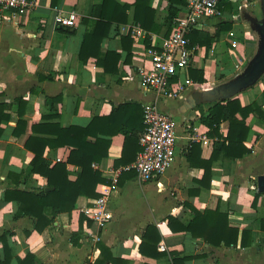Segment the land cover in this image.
<instances>
[{"label": "crops", "instance_id": "obj_1", "mask_svg": "<svg viewBox=\"0 0 264 264\" xmlns=\"http://www.w3.org/2000/svg\"><path fill=\"white\" fill-rule=\"evenodd\" d=\"M135 1L112 0L116 6L128 7L125 22L120 9L107 10L112 18L121 17L111 24L100 45L101 60L105 54L113 55L106 64L108 73L97 66L93 57L85 64L79 59L84 37L95 27L94 11L103 0H58L55 7H51V0H34V7L24 16L0 11V104L9 106L2 112L9 117L8 121L0 123V236L7 234L10 264H17L16 260L27 254L36 258V264H93L100 255L98 243L107 247L121 264H172V254L188 257L183 264H264V234L260 231L264 193H258L257 186L258 177L264 176V123L253 115L248 117L250 131L243 145L250 154L238 160L220 156L210 168L209 182L198 183L204 170L196 167L199 160L208 161L216 144L221 142L210 138L209 129L201 123V118L219 102L210 101L207 96L245 69L247 49L254 44L245 30L237 32L241 22L235 19L237 12L222 19L235 22L232 30L223 33L209 49L197 45L192 54L188 74L190 68L202 71L205 83H193L180 98L158 103V109L177 124L172 168L152 182H138L133 176L117 186L108 201L113 218L106 228L99 229L87 222L80 210H74L69 215H57L51 226L38 233L34 231V220L16 217L17 202L4 201L7 190L39 194L50 189L43 178L31 172L33 154L26 150L25 144L30 137L53 139L46 131L52 126L86 128L94 121L91 125L94 136L88 138V143L93 145L95 137L108 141L107 156L92 164L107 181L97 186L98 195L103 186L111 184L113 172L134 163L140 147L138 138L143 132L142 106L154 99L142 88L138 71L150 68L144 52L159 47L167 37L168 10L179 3V0H143L136 11ZM72 12L78 16L74 28L55 24L58 13ZM136 14L148 30L135 22ZM218 21H210L202 32L212 35L213 24ZM134 31L138 33L135 41ZM231 39L238 43L234 49ZM263 90L264 75L230 99H238L242 107L257 103L264 109ZM18 100L22 103L18 104ZM33 126L45 133L32 131ZM227 132L228 124L221 123L222 139ZM198 135L205 140H193ZM192 145L199 150V156L191 160L195 165L188 161ZM70 151L69 147L46 148L43 157L53 166L65 163ZM67 170L70 181L80 172L72 165ZM257 194L260 196L255 200ZM84 204V198H79L76 207ZM189 207L200 213L218 210L226 214L230 227L251 233L250 247L240 248L237 244L213 248L188 233L172 231L169 217L183 226L194 219ZM148 226L156 227L161 236L158 258L144 257L138 251ZM160 244L165 252L159 250ZM3 250L0 242V256Z\"/></svg>", "mask_w": 264, "mask_h": 264}, {"label": "trees", "instance_id": "obj_2", "mask_svg": "<svg viewBox=\"0 0 264 264\" xmlns=\"http://www.w3.org/2000/svg\"><path fill=\"white\" fill-rule=\"evenodd\" d=\"M57 2L58 0H51V7H55ZM141 2L143 0L135 1L136 11L139 9ZM178 2L176 7L170 6L168 10L167 36L171 30L173 21L180 15L185 6L184 0H179ZM108 9H116L118 11L120 9L119 13L121 17H124L123 22H125V13L128 7L116 6L112 0H103L102 5L96 8L93 14L96 18L95 27L90 34L84 37L79 51V59L82 63L85 64L89 58L93 57L97 61V66L106 73L110 72L107 70V61L113 55L105 54L101 60L100 45L108 36L111 24L115 21L119 22L120 20L118 19L121 18L115 19L109 16L107 13ZM221 10L227 18H230L236 12L228 0L222 1ZM134 20L143 29H149L145 25L144 20L139 18L137 14ZM233 24L231 21L223 20L216 22L213 24L214 33L212 35L202 31H192L188 35L190 47H196L198 45L209 49V46L218 40L223 33H227L233 29ZM126 58V62H128L130 60L129 53H127ZM116 59L118 58L116 57ZM188 76L192 83H205L202 71L190 68ZM262 96L264 100V90ZM17 102L18 104L22 103L21 100ZM8 107L6 104H0V123L8 121L9 117L2 115V112ZM250 115H253L264 123V109L257 103L242 107L238 99H227L213 105L208 110L207 116L201 118V123L209 129L208 136L210 138H217L221 142L216 144V149L208 161L199 160L196 165V167L204 170L203 177L198 182L200 185L210 181V168L213 162L220 156H223L226 160H238L250 154V150L246 149L243 145L250 131L246 123ZM93 122L86 128L75 126L61 128L59 126H52L46 131L48 135L53 136V139L30 137L27 140L25 148L33 154V159L30 163L31 172L43 178L46 181V187L51 190L42 191L39 194L20 191L18 189L12 191L7 190L4 194V201L17 202L19 208L16 217L27 216L34 220V231L42 233L46 228L51 226L57 215H69L74 210L87 208L90 206V200L92 201L100 197L96 193V188L100 184L107 183V181L103 179L100 172L92 168V164L99 163L107 156L109 144L108 141H103L98 137H95L93 145L88 143V138L94 136L91 132ZM223 122L228 124V132L222 139L219 134V126ZM143 129L144 126L142 124V131ZM32 131H42L45 133L44 130H38L35 126L32 127ZM63 147L71 148L67 161L50 166L43 157L45 149H58ZM101 147L102 150H99ZM140 150L141 148L139 147L138 151ZM195 155L199 156V150L197 145H192L188 155V161L191 165H195L191 161ZM68 165L80 169L74 181L68 179ZM133 176L134 172L121 173L118 186H122L124 182L130 180ZM259 196L260 194H257L255 200ZM79 198H84L85 204L81 207H76ZM189 208L194 215V219L187 226L181 225L175 218L169 217L167 219L172 231L188 233L192 238L202 239L204 243L213 248H218L222 245L225 247H236L237 244H239L240 248L250 247L251 233L248 231L239 232L237 229L230 227L226 214H220L218 210L200 213L191 207ZM260 231L264 234V218L260 220ZM160 240L161 236L158 229L154 226H148L141 236V243L138 248L140 255L147 258H158L160 254L157 253V245ZM0 242L2 243V248H4V254L0 256V264H10L11 255L9 253L7 234L0 236ZM73 244L77 245L75 242ZM97 248L100 251V255L93 264H121L112 257L110 250L103 244L98 243ZM172 255L174 256L172 264H183L189 260L188 257L181 258L175 254ZM16 261L17 264H36V258L32 254H27L23 259H17Z\"/></svg>", "mask_w": 264, "mask_h": 264}, {"label": "built area", "instance_id": "obj_3", "mask_svg": "<svg viewBox=\"0 0 264 264\" xmlns=\"http://www.w3.org/2000/svg\"><path fill=\"white\" fill-rule=\"evenodd\" d=\"M222 1L184 0V8L173 21L162 44L145 50L150 68L139 69L138 79L142 88L152 94L154 99L142 106L144 129L139 136L141 150L134 163L113 172L111 184L103 186L98 199L92 200L89 207L80 210L85 220L99 229L106 228L112 221L108 201L118 186L121 173L134 172L135 180L147 183L159 179L172 168L176 156L177 124L158 109V103L178 99L193 86L187 72L192 54L197 48L190 47L188 35L192 31L204 30L210 21L226 19L221 10ZM228 1L237 12L235 19L238 20L244 10H249L258 3V0ZM34 5V0H0V11L24 16ZM77 18L74 12L68 15L58 13L54 22L58 27L74 28ZM135 33L136 31L132 33L134 41L138 34ZM230 37L233 38L232 33ZM230 45L234 49L238 43L231 39ZM193 140L202 142L205 137L198 135ZM159 250L165 252L163 244L159 245Z\"/></svg>", "mask_w": 264, "mask_h": 264}, {"label": "water", "instance_id": "obj_4", "mask_svg": "<svg viewBox=\"0 0 264 264\" xmlns=\"http://www.w3.org/2000/svg\"><path fill=\"white\" fill-rule=\"evenodd\" d=\"M262 3V13L264 15V0ZM259 34L262 40V47L258 55L250 61L244 72L233 80L217 87L207 96L210 101H225L237 95L244 89L253 86L264 75V20L258 23ZM258 193H264V176L257 179ZM47 191L50 189H46Z\"/></svg>", "mask_w": 264, "mask_h": 264}, {"label": "rangeland", "instance_id": "obj_5", "mask_svg": "<svg viewBox=\"0 0 264 264\" xmlns=\"http://www.w3.org/2000/svg\"><path fill=\"white\" fill-rule=\"evenodd\" d=\"M240 20H241V22H240L239 27H237L238 28L237 32H239L241 30H245L247 32V34H249L248 37L252 38L249 40L253 41V43H254L253 46L251 47V49H249V48L247 49V50H249V51H247V52H249V57H248L247 65L245 67V69H246L248 67L250 61H252L258 55L260 48L262 47V40H261V36L259 34V28H258V23L263 22V20H264V15L262 13L261 0H258V3L255 4L254 7H251V9L244 10L240 14ZM232 34L234 35L233 32H232ZM237 34L239 35V33H237ZM245 69L242 72H244Z\"/></svg>", "mask_w": 264, "mask_h": 264}]
</instances>
